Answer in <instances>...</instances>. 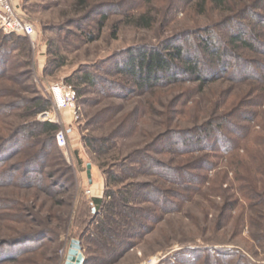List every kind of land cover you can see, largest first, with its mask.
I'll list each match as a JSON object with an SVG mask.
<instances>
[{
	"label": "rangeland",
	"instance_id": "374dc122",
	"mask_svg": "<svg viewBox=\"0 0 264 264\" xmlns=\"http://www.w3.org/2000/svg\"><path fill=\"white\" fill-rule=\"evenodd\" d=\"M90 1L86 5L80 4L79 0H14L17 8L35 24L36 36L34 45L27 38L29 55L21 47L12 50L13 47L16 48L14 44L8 48L12 52L15 68L10 73V78H0V107L3 110L11 108L10 114L0 116V135L8 136L17 127L34 119L48 121L43 120L40 113L33 117V110L28 111L25 107L31 99L41 96L49 103L50 110L51 102L46 92L50 84L65 81L76 85V73L88 68L102 70L107 67L106 61L111 55L133 45L158 44L171 38L189 46V41L193 43L199 29L206 28L223 17L222 13L210 8L204 14L199 13V9L194 7L195 0ZM109 1L119 2L121 8L115 11L102 10L108 6ZM92 10L95 13L91 14L90 19H86ZM101 13L107 14V19L99 30ZM144 13H149L154 19L150 28L137 25ZM82 19L85 20L77 26ZM87 34L97 38L90 40L91 37ZM5 35L9 34L0 30V40ZM242 53L254 61L261 59L245 50ZM24 71H29V75H23ZM233 83L229 79L220 78L200 90L199 83L186 81L159 87L130 100L111 98L97 103L96 96L89 91L78 98V105L82 110L79 122H74L69 111L58 113L65 121L68 145L65 149L57 146L65 165L71 168L72 186L65 193L58 196L53 193L51 196L18 184H5L6 179L2 180L0 246L5 241L16 240L24 234L32 235L43 229L54 230L58 236L52 243L51 239L44 241L51 244L36 252L35 245L39 242L26 243L18 248L25 251V259L6 264H65L71 240L81 238L85 257L103 255V251L96 248L90 237L84 234L94 219L92 199L95 198L94 193H86L90 188L87 165H92L93 181L96 182L97 175L101 177L105 192L104 171L114 169L126 159L128 153L143 148L164 132L190 129L202 124L211 113L216 115L228 110L232 102L246 92L245 85ZM185 91L190 96L180 105L177 104ZM84 99H92L94 103L83 104ZM148 101L153 109L149 107L148 113L143 111L142 117L137 119L138 132L121 136L117 130L119 123L135 107L141 103L145 106ZM115 105L120 110L110 122L97 121L95 116L98 112ZM255 109L259 115L257 122L252 125L255 131H259L264 126V106ZM111 135L112 140L100 154L86 145L89 137L110 138ZM156 156L173 165L189 160V156ZM7 157L0 156V162ZM23 157L24 155H18L15 158L13 154L8 163L13 166ZM212 160L214 168L207 172L208 180L202 192L185 204L182 211L167 214L136 247L109 264H192L191 258L202 264L209 253L218 256V251L244 255L247 264H264L263 198L256 200L257 205L252 210L248 202L233 188L238 182L236 171L229 161L224 156L218 159L214 157ZM53 169L58 168L54 166L48 171ZM257 178L259 185L263 187L260 180L264 181V175H258ZM153 179L152 175L137 174L131 181L146 182ZM233 195L239 198V205L226 209L225 205ZM18 203L22 204L19 211L24 213L25 223L16 218L19 215L16 210ZM254 211L261 213V218L263 217L258 226L253 222L249 223V216L256 218ZM94 227L91 226L92 229ZM31 248L34 249L28 251ZM186 251L189 252L185 254ZM233 260L236 261L229 256L225 258V261Z\"/></svg>",
	"mask_w": 264,
	"mask_h": 264
},
{
	"label": "trees",
	"instance_id": "16d2710c",
	"mask_svg": "<svg viewBox=\"0 0 264 264\" xmlns=\"http://www.w3.org/2000/svg\"><path fill=\"white\" fill-rule=\"evenodd\" d=\"M195 1L194 7L199 9V13L204 14L210 8L222 13L223 17L199 29L193 43L189 41V46L171 38L158 44L133 45L111 55L104 69L82 70L74 75L76 85L70 83L76 88L78 98L92 91L96 96L95 103L111 98L130 100L159 87L186 81L199 83L200 90L220 78L246 86V92L239 95L228 110L216 115L211 113L202 124L190 129L164 132L143 148L128 153L126 159L115 165L114 169L104 171V197L92 199L94 219L84 233L96 248L103 251V255L86 257V264H109L123 257L152 232L167 214L182 211L185 204L202 192L208 180L207 172L214 168V157L218 159L224 156L235 169L238 185L233 188L252 210L257 205V199L263 198L264 202V186L259 185L257 178L258 175H264V126L255 131L252 125L257 122L259 115L255 108L264 106V0ZM79 2L86 5L91 3L90 0ZM120 6L119 2L109 1L108 6L102 10L115 11ZM93 10L86 19L95 13ZM101 16L102 19L98 21L99 30L107 19V14L101 13ZM84 20L78 21L77 26ZM153 21L149 13H144L137 25L150 28ZM10 35L14 34L5 35L0 40L2 80L10 78L15 68L12 52L8 51L10 46H16H12V50L21 47L29 55L27 37ZM88 36L90 40L97 38L94 35ZM243 50L261 59L254 61L242 53ZM47 70L48 67L45 68ZM22 74L29 75V71ZM187 95L185 91L177 104L187 100L190 96ZM93 101L84 99L83 104L90 105ZM149 102L145 106L139 104L119 123L117 130L121 136L138 132L137 119L142 117L143 111L148 113L149 107L153 109ZM25 108L33 110L34 117L47 111L49 103L38 96L31 99ZM107 108L97 113V121L110 122L120 110L116 105ZM10 111L11 108L3 110L0 107V116L10 114ZM58 130L59 125L54 122L34 119L17 127L8 136L1 134L0 156H9L0 162V184L6 179L5 184H18L51 196L53 193L58 196L70 190L73 176L56 143ZM111 138L112 135L110 138L89 137L86 145L100 154ZM13 154L15 158L18 155L24 157L12 166L8 160ZM156 154L183 158L189 156V160L173 165L159 160ZM54 166L58 169L48 171ZM137 174L152 175L154 179L146 182L131 181ZM260 182L264 185V181ZM233 196L227 201L226 209L239 205V198ZM21 205L18 203L17 211L21 210ZM254 212L256 218L249 216V223L258 226L263 217L261 213ZM23 214L19 211L16 217L21 223L26 222ZM91 226L95 227L92 229ZM57 236L54 230L43 229L32 235L24 234L16 240L5 241L0 246V264L25 259V251L18 248L28 242H39L35 245L36 252L51 244ZM50 239L51 243H44ZM218 252V256L209 253L202 264H247L244 255ZM227 256L236 261H225ZM191 262L198 264L194 258H191Z\"/></svg>",
	"mask_w": 264,
	"mask_h": 264
},
{
	"label": "built area",
	"instance_id": "2783aa9c",
	"mask_svg": "<svg viewBox=\"0 0 264 264\" xmlns=\"http://www.w3.org/2000/svg\"><path fill=\"white\" fill-rule=\"evenodd\" d=\"M0 30L5 34H16L30 38L35 44L36 27L22 11H20L14 0H0ZM46 92L51 102V108L39 114L43 120L59 124L61 128L55 135L57 145L65 149L68 145V133L63 118L58 113L69 111L74 122L81 119V107L78 105V93L76 88L65 81L50 84ZM88 195H93L91 187L86 190ZM143 264H147L146 262ZM154 264V263H152Z\"/></svg>",
	"mask_w": 264,
	"mask_h": 264
},
{
	"label": "water",
	"instance_id": "95a60500",
	"mask_svg": "<svg viewBox=\"0 0 264 264\" xmlns=\"http://www.w3.org/2000/svg\"><path fill=\"white\" fill-rule=\"evenodd\" d=\"M92 165L89 163L87 165V176L92 183ZM65 264H86V257L83 253V246L82 242L79 239H72L69 249H68V254L66 257Z\"/></svg>",
	"mask_w": 264,
	"mask_h": 264
},
{
	"label": "crops",
	"instance_id": "0c3cea01",
	"mask_svg": "<svg viewBox=\"0 0 264 264\" xmlns=\"http://www.w3.org/2000/svg\"><path fill=\"white\" fill-rule=\"evenodd\" d=\"M88 186L91 187L93 193H94V197H103V194H104V184H103V181L101 179V177H99V175H97V180L96 182L93 181V178H92V183H90V181H88Z\"/></svg>",
	"mask_w": 264,
	"mask_h": 264
}]
</instances>
